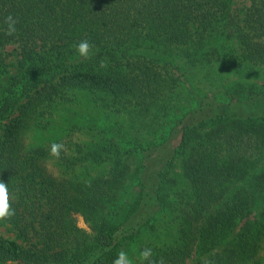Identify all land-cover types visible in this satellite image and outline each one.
<instances>
[{"label": "trees", "instance_id": "trees-1", "mask_svg": "<svg viewBox=\"0 0 264 264\" xmlns=\"http://www.w3.org/2000/svg\"><path fill=\"white\" fill-rule=\"evenodd\" d=\"M9 14L18 20L12 36L5 35ZM82 40L92 45L88 58L76 51ZM161 41L189 49L193 62L264 64V0L245 5L237 0H0V74L7 71L8 44H16L19 68L0 91V119H5L0 123V181L8 184L15 209L4 222L22 240L0 235V264H113L145 228L158 234L156 218L168 208L174 214L167 224L171 227L179 220L178 227L168 228L170 241H144L140 253L151 248L152 259L163 258L164 264H238L242 259L261 263L264 208L253 218L250 212L264 204V164L248 180L222 185L235 173L242 175L246 161L254 165L264 157V113L254 107L251 112L244 104L245 116L225 124L220 120L228 114L214 110L216 104L204 96L196 97L190 113L218 124L206 135V145L212 143L209 153L206 145L192 152L187 174L199 180L197 169L206 164L207 155V163L216 164L196 188L197 199L182 192L179 203L171 197L174 180L165 165L154 166L153 171L144 157L137 165V192L130 200L125 198L129 160L139 152L152 155L153 150L137 137L124 147L117 135L105 134V140L72 155L61 150L60 160L68 167L87 160L110 166L104 178L90 181L74 194L47 175L33 155L21 154L20 134L29 119L69 90L83 87L118 95L178 83L177 76L163 74L156 68V58L143 50L149 44L158 47L155 42ZM163 62L170 68L179 65ZM225 91L228 100L221 105L241 106L246 100L255 105L252 87L238 84ZM191 132L190 126L183 130L181 148ZM70 207L88 214L91 235L73 224Z\"/></svg>", "mask_w": 264, "mask_h": 264}, {"label": "rangeland", "instance_id": "rangeland-1", "mask_svg": "<svg viewBox=\"0 0 264 264\" xmlns=\"http://www.w3.org/2000/svg\"><path fill=\"white\" fill-rule=\"evenodd\" d=\"M248 2L249 0H237L239 5H245ZM155 44L158 47L149 44L143 50L150 54V57L156 58L154 60L157 64L156 68L161 70L163 74L177 76L178 83L164 84L157 91L154 87L152 90H145L141 87L118 95L108 91L92 92L83 87L69 90L64 97L57 98L51 103L50 108L47 106L43 108V112L38 117L29 119L28 125L20 134L21 154L33 155L47 175L63 182L67 189L74 194L82 187L89 186L90 181L104 178L109 173V163L85 160L86 163L83 165L65 166L60 160L61 155L59 157L51 155L53 143H62L65 146L62 152L72 155L78 148L87 149L89 148L88 145L105 140L106 135H117L122 139L121 144L124 147L130 144L131 139L137 137L143 145H152L153 150L152 155H148L146 151L139 152L135 153L136 156L129 160L130 166L126 174L127 186L122 192L125 198L130 200L137 192L135 187L138 181L136 170L137 165L144 157L148 160L147 164L153 171L155 167L165 165L168 176L174 180L171 186V197L176 203L180 202L183 193L196 196L197 199L196 193L199 192V189L196 190V188L205 183L208 175L214 171L216 162L212 165L208 164V155L205 156L206 164L197 169L200 176L197 181L196 179L193 181L188 176L186 165L191 159L192 152L201 150L208 143L206 135L218 123L213 119L202 121L201 114L190 113V110L197 103L196 97L204 96L210 100L209 103L216 104L214 110L228 114V117L223 115V119L220 120L225 124L231 123L230 118L239 120L240 117L245 116L244 104L247 106L246 109L251 112H253L252 108L254 107L256 112L264 113V103H262L264 97V64L243 62L241 65H231L229 62L218 61L209 64L193 62L194 59L189 61L192 58L189 57V49L165 46L163 41L155 42ZM15 45L8 44L6 46L7 49L11 50V53L7 58V71L0 74V91L7 80H10V76L19 71L15 60ZM163 60H171L170 64L178 63L179 65L170 68L169 64L164 63ZM238 84L252 87L253 93L251 94L256 95L255 105L250 106L248 100L242 102L241 106L236 102L221 105L227 103L228 100L225 96L226 88L229 86L236 88ZM152 92L153 94H151ZM11 110L8 111V116L12 115ZM2 121L5 119H0V123ZM186 126L192 128L191 137L186 143L187 145L185 144L186 146L181 148L184 146L181 145V140ZM103 128L106 129L105 132H103ZM201 137L203 138L201 139ZM132 143L137 144L135 140ZM211 144L206 145L207 153L210 151ZM211 154L213 155V153ZM210 160L208 159V161ZM250 161L252 160H248L244 164L245 171L242 175L239 176L235 173L229 179L223 180L222 185L227 186L230 182L239 184L248 180L252 172L256 173L259 166L264 164V157L254 165H250ZM261 178L263 180L264 176ZM263 208L264 204L257 205L250 212V217L261 215L260 210ZM69 209V216L73 224L81 231L91 235L93 227L88 214L79 208L70 207ZM173 214L171 208L163 209L155 222L158 234L147 227L139 237L125 245V252L133 264H138L141 261L138 248L142 242L150 239L159 242L170 241L171 236L168 228L175 229L179 224V220L175 221L171 227L167 224L168 219ZM240 224L236 226L235 231L239 230ZM0 235L15 238L22 243V240L16 235V230L4 220H0ZM262 243L264 244V239ZM259 254L262 259L260 264H264L262 248ZM14 263L16 262H7V264ZM238 264L253 263L249 259H242Z\"/></svg>", "mask_w": 264, "mask_h": 264}, {"label": "clouds", "instance_id": "clouds-1", "mask_svg": "<svg viewBox=\"0 0 264 264\" xmlns=\"http://www.w3.org/2000/svg\"><path fill=\"white\" fill-rule=\"evenodd\" d=\"M18 20L14 18L11 14H9L5 18V24L7 25V29L5 31V35L12 36L16 33V24ZM76 51L79 56L83 58H88L89 53L91 51L92 45L87 40L80 41L77 45H75ZM104 63L101 62V67H104ZM64 145L62 143H53L51 145V155L59 157L60 151L64 149ZM15 215V209L12 208L10 203V195L8 191V184L3 181H0V220L10 219ZM153 252L151 248H145L140 253L141 262L147 261L148 264H164L163 258L159 261L152 259ZM113 264H133V261L129 258L128 254L121 250L118 254V257L113 260ZM205 264H209L208 261H205Z\"/></svg>", "mask_w": 264, "mask_h": 264}]
</instances>
